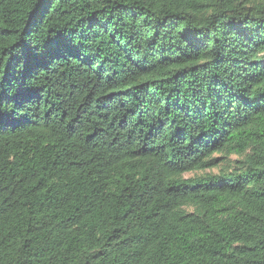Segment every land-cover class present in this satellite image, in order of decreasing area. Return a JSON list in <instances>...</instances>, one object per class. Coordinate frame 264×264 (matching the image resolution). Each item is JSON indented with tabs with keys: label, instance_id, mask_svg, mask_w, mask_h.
<instances>
[{
	"label": "trees",
	"instance_id": "16d2710c",
	"mask_svg": "<svg viewBox=\"0 0 264 264\" xmlns=\"http://www.w3.org/2000/svg\"><path fill=\"white\" fill-rule=\"evenodd\" d=\"M0 264H264V0H0Z\"/></svg>",
	"mask_w": 264,
	"mask_h": 264
},
{
	"label": "rangeland",
	"instance_id": "374dc122",
	"mask_svg": "<svg viewBox=\"0 0 264 264\" xmlns=\"http://www.w3.org/2000/svg\"><path fill=\"white\" fill-rule=\"evenodd\" d=\"M195 175L196 174L191 173V174H187L186 177L190 178V177H194Z\"/></svg>",
	"mask_w": 264,
	"mask_h": 264
}]
</instances>
